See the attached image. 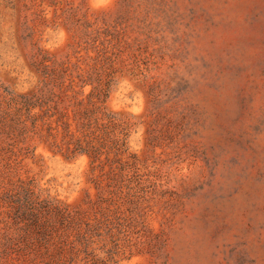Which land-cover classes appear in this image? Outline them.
<instances>
[{
	"label": "rangeland",
	"instance_id": "obj_1",
	"mask_svg": "<svg viewBox=\"0 0 264 264\" xmlns=\"http://www.w3.org/2000/svg\"><path fill=\"white\" fill-rule=\"evenodd\" d=\"M53 68L104 72L107 110L156 182L146 225L162 258L122 264H264V0H0V119ZM26 129L0 162V237L20 181L71 207L98 196L88 156Z\"/></svg>",
	"mask_w": 264,
	"mask_h": 264
},
{
	"label": "trees",
	"instance_id": "obj_2",
	"mask_svg": "<svg viewBox=\"0 0 264 264\" xmlns=\"http://www.w3.org/2000/svg\"><path fill=\"white\" fill-rule=\"evenodd\" d=\"M42 76L53 86L4 101L0 162L10 167L21 152L28 121L41 124L53 150L70 159L89 157L98 196L71 207L20 181L3 198L9 211L0 264H122L143 252L162 258L164 247L153 242L146 225L156 182L130 151L129 125L107 110L111 85L104 72L53 68ZM163 259L167 264L168 255Z\"/></svg>",
	"mask_w": 264,
	"mask_h": 264
}]
</instances>
